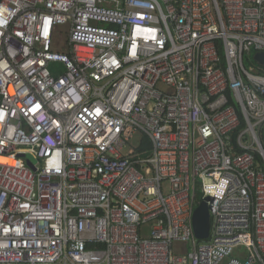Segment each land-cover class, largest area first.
I'll return each mask as SVG.
<instances>
[{
	"label": "built area",
	"instance_id": "built-area-1",
	"mask_svg": "<svg viewBox=\"0 0 264 264\" xmlns=\"http://www.w3.org/2000/svg\"><path fill=\"white\" fill-rule=\"evenodd\" d=\"M258 52L264 0H0V264H264Z\"/></svg>",
	"mask_w": 264,
	"mask_h": 264
},
{
	"label": "water",
	"instance_id": "water-1",
	"mask_svg": "<svg viewBox=\"0 0 264 264\" xmlns=\"http://www.w3.org/2000/svg\"><path fill=\"white\" fill-rule=\"evenodd\" d=\"M255 59L262 65H264V53L258 52L255 54ZM27 164L33 168L35 162L34 158L30 155H26ZM208 197H205L200 204L196 207L193 214V229L195 236L198 240H206L209 237L210 232V214L208 209Z\"/></svg>",
	"mask_w": 264,
	"mask_h": 264
},
{
	"label": "rangeland",
	"instance_id": "rangeland-1",
	"mask_svg": "<svg viewBox=\"0 0 264 264\" xmlns=\"http://www.w3.org/2000/svg\"><path fill=\"white\" fill-rule=\"evenodd\" d=\"M63 32H62V34H60L59 36H58V38H57V41L59 42V43H61V47L60 48H64V49H67L66 47H65V42L67 41V32H66V30H62ZM139 136L137 135V137H134L133 138V140L131 141V144L134 146V145H137L138 143H139Z\"/></svg>",
	"mask_w": 264,
	"mask_h": 264
},
{
	"label": "trees",
	"instance_id": "trees-1",
	"mask_svg": "<svg viewBox=\"0 0 264 264\" xmlns=\"http://www.w3.org/2000/svg\"><path fill=\"white\" fill-rule=\"evenodd\" d=\"M141 147H143L144 150H146V151H149V150L151 149L150 144L147 143L146 141L143 142V144H142ZM199 199H200V198H199Z\"/></svg>",
	"mask_w": 264,
	"mask_h": 264
},
{
	"label": "bare ground",
	"instance_id": "bare-ground-1",
	"mask_svg": "<svg viewBox=\"0 0 264 264\" xmlns=\"http://www.w3.org/2000/svg\"><path fill=\"white\" fill-rule=\"evenodd\" d=\"M1 160L6 161L5 159L1 158Z\"/></svg>",
	"mask_w": 264,
	"mask_h": 264
}]
</instances>
